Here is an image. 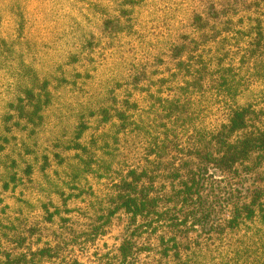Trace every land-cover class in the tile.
Returning <instances> with one entry per match:
<instances>
[{"label":"rangeland","instance_id":"374dc122","mask_svg":"<svg viewBox=\"0 0 264 264\" xmlns=\"http://www.w3.org/2000/svg\"><path fill=\"white\" fill-rule=\"evenodd\" d=\"M220 2L0 0V264H115L131 229L109 205L132 169L170 191L179 180L168 172L195 167L196 141L228 108L251 105L264 119V0L232 6L231 21L215 24L225 43L196 49L192 17L210 20ZM196 68L207 71L198 84ZM207 229L191 232L202 246L184 264H264V212Z\"/></svg>","mask_w":264,"mask_h":264},{"label":"trees","instance_id":"16d2710c","mask_svg":"<svg viewBox=\"0 0 264 264\" xmlns=\"http://www.w3.org/2000/svg\"><path fill=\"white\" fill-rule=\"evenodd\" d=\"M256 1L222 0L220 9L214 4L210 7V20L195 14L192 26L196 29L199 43L212 46L225 43L229 36H225L224 30L217 28L215 24L223 25L227 21V25L231 21L234 16L231 13L234 11L231 10L232 6L255 4ZM225 17L226 20H223ZM258 27L260 28L259 24ZM206 30L209 33L203 35ZM262 36L261 29L254 36L248 35L249 44L259 45ZM199 43L196 49L202 45ZM229 52L230 48H226L228 55ZM251 57L249 52H243L241 64L247 60V64L251 65L255 59L252 57V60ZM231 61L228 63L230 69ZM230 69L222 76L219 72L213 76L218 84L212 91L224 90L226 81L232 74ZM203 73L207 74V71L202 68L192 71L195 83H199ZM201 87L202 84L198 88ZM226 111L223 123L212 129L205 139L196 141L195 167L178 168L172 174L168 172L170 177L179 180L176 188L166 191L163 185L161 191L155 192V177L149 176L145 171L139 173L133 169L116 185L118 192L110 202L109 211L113 215H126L131 232L116 249L115 264H184L187 255L202 246V240L199 241L191 234L195 227L199 226L204 230L208 228V231L214 230L220 234L224 230L235 229L264 212V189L255 181V176L259 177V167L264 162V119L254 122L259 111L251 105L231 106ZM216 175L228 176L221 177L227 179L223 188L215 186L216 184L213 186V183L218 182ZM145 178L151 180V183L144 184L142 179ZM250 178L254 182L248 184ZM223 211L227 217L212 224L218 212L222 214ZM141 241L146 247H139ZM140 254H144L143 259Z\"/></svg>","mask_w":264,"mask_h":264}]
</instances>
